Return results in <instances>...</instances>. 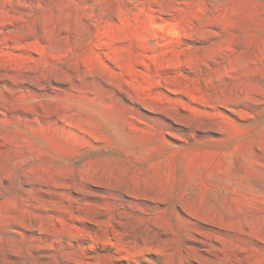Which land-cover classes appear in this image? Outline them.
Here are the masks:
<instances>
[{
    "label": "rangeland",
    "instance_id": "374dc122",
    "mask_svg": "<svg viewBox=\"0 0 264 264\" xmlns=\"http://www.w3.org/2000/svg\"><path fill=\"white\" fill-rule=\"evenodd\" d=\"M0 264H264V0H0Z\"/></svg>",
    "mask_w": 264,
    "mask_h": 264
}]
</instances>
